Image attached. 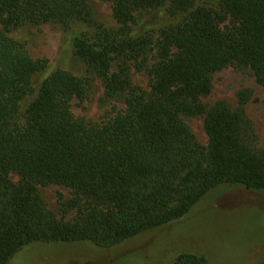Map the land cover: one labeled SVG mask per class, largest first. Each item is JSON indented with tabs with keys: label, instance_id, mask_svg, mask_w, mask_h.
<instances>
[{
	"label": "trees",
	"instance_id": "trees-1",
	"mask_svg": "<svg viewBox=\"0 0 264 264\" xmlns=\"http://www.w3.org/2000/svg\"><path fill=\"white\" fill-rule=\"evenodd\" d=\"M124 26L144 11L166 5L184 17L158 29L140 61L148 89L135 88L123 54L144 53L142 38L95 25L93 36L73 38L74 53L98 75L108 96L127 92L124 110L87 124L70 108L90 79L63 69L32 78L46 66L9 30L24 24L95 23L86 0H0V264H10L35 242L90 241L117 245L187 215L213 188L242 185L264 193V153L249 145L244 110L224 102L206 108L212 74L234 65L251 70L264 87V0H220L221 10L193 0H109ZM65 28V29H66ZM120 59V60H119ZM119 60L117 69L112 64ZM30 99L20 120V105ZM182 114L204 115L208 145L200 144ZM21 175L16 184L10 172ZM71 188L73 220L56 218L34 189ZM173 264H211L194 250ZM260 264H264L261 262Z\"/></svg>",
	"mask_w": 264,
	"mask_h": 264
},
{
	"label": "rangeland",
	"instance_id": "rangeland-1",
	"mask_svg": "<svg viewBox=\"0 0 264 264\" xmlns=\"http://www.w3.org/2000/svg\"><path fill=\"white\" fill-rule=\"evenodd\" d=\"M95 23H72L66 28L58 22L24 24L9 30V34L24 43L33 58L47 60L45 68L32 78L36 90L39 80L55 69H63L90 79L86 96L71 100V111L87 124L107 121L126 106L127 92L108 96L98 75L89 72L76 56L73 38L83 32L93 36L95 25L109 30L131 28L130 34L142 38L144 53L137 56L123 54L129 78L135 88L148 89L149 79L140 61L153 47L159 27L183 18V12H171L166 5L142 12L134 23L123 26L113 13L109 0H86ZM223 10L220 0H193ZM66 28V29H65ZM120 60V59H119ZM119 60L112 64L117 69ZM30 99L20 105V120ZM217 102L231 109H243L250 122L249 145L264 153V87L256 82L250 69L227 65L212 74V89L202 98L206 108ZM196 140L208 145L204 130V115L182 114ZM22 121V120H21ZM12 182L22 184L19 173L10 172ZM34 189L43 206L56 218L73 220L76 209L66 206L72 197L71 188L64 184H35ZM194 250L209 257L211 264H260L264 262V193L242 185H219L210 190L179 220L146 230L117 245L99 247L90 241L35 242L20 251L10 264H173L180 251Z\"/></svg>",
	"mask_w": 264,
	"mask_h": 264
}]
</instances>
